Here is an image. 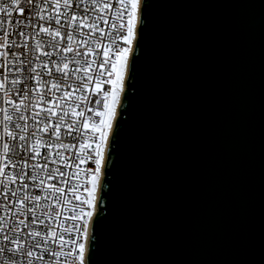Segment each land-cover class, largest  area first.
I'll return each mask as SVG.
<instances>
[{
	"label": "water",
	"instance_id": "95a60500",
	"mask_svg": "<svg viewBox=\"0 0 264 264\" xmlns=\"http://www.w3.org/2000/svg\"><path fill=\"white\" fill-rule=\"evenodd\" d=\"M147 4L141 91L95 258L264 264V0Z\"/></svg>",
	"mask_w": 264,
	"mask_h": 264
},
{
	"label": "snow or ice",
	"instance_id": "6c2138e0",
	"mask_svg": "<svg viewBox=\"0 0 264 264\" xmlns=\"http://www.w3.org/2000/svg\"><path fill=\"white\" fill-rule=\"evenodd\" d=\"M81 4L84 6L82 13L72 11ZM147 8V0H78V3L74 0H43V3L41 0H0V31L3 32L0 59L4 61L0 68H8L10 34L4 25L12 23L14 13L24 18L14 28L23 42L13 41L12 44L31 53L35 59H40L36 53L49 58L48 62L39 65L45 70L43 73L36 71L32 60H28L27 66L20 62L16 68L19 75L11 81L13 87L23 85V88H16V97L12 96V89L6 87L7 76L0 79L4 103L12 105V113L8 108L0 107V113H3L0 120L3 125L0 187L5 190V195L11 192L16 206L15 213L11 212L10 206H4L11 221L6 232L4 217L0 216V264H52L45 260L46 255L71 257L70 264H98L95 257L100 254L103 233L112 222L111 197L119 183V146L141 91L139 64L149 29ZM89 12L95 15H89ZM101 21L111 30L106 33L105 28L99 26ZM25 28L31 32L25 33ZM44 36L49 38L47 42L43 40ZM30 40L34 41L32 45ZM81 46L86 50L82 51ZM48 48L53 51H47ZM10 54L16 57L15 52ZM54 56L56 58L52 59ZM89 56L96 59L89 60ZM73 64L77 65L75 69L70 67ZM92 64L97 65L96 71L92 70ZM26 69L28 78L22 79ZM56 73L60 74L58 78ZM44 76L53 79L45 80ZM60 91H63L62 96L57 95ZM46 93H51V97ZM40 104L50 107L35 111ZM30 108L33 110L31 117L27 115ZM124 113L127 116L122 118ZM13 115L22 123L14 122ZM52 117L56 118L54 122ZM30 120L34 121L31 126ZM13 124L14 128H10ZM65 138L69 142H64ZM17 148L25 156L17 161L20 171L9 175L3 161L7 159L15 169L17 162H13L12 157L19 155ZM41 148L63 149V153L57 151L55 155L61 157L71 175L61 168L49 169L48 163L31 165L44 173L43 178H39L36 171H26L28 158L41 155ZM28 180L45 195L29 193ZM17 182L22 187L11 190L9 185ZM18 192L23 195L18 196ZM62 196L65 199H61ZM49 197L60 205V209L51 202L43 203ZM71 197L76 203L68 210L70 217L61 222L59 217L64 205L72 203ZM106 199L110 205L108 214L102 208ZM38 209L43 219L37 216ZM17 216L23 219H16ZM68 219L75 235L65 239L64 234L69 232ZM46 220L48 224H45ZM37 222L44 225L43 233L33 227ZM56 227L62 231L58 233ZM50 244L56 247H49ZM66 244H70L71 249L65 252Z\"/></svg>",
	"mask_w": 264,
	"mask_h": 264
},
{
	"label": "built area",
	"instance_id": "2783aa9c",
	"mask_svg": "<svg viewBox=\"0 0 264 264\" xmlns=\"http://www.w3.org/2000/svg\"><path fill=\"white\" fill-rule=\"evenodd\" d=\"M41 2L43 3V0H41ZM74 3H78V0H74ZM83 7H84L83 4H81L79 8H75L74 7L72 9V11H76L78 13H82ZM53 11H54V9H53ZM25 15H28V13H25ZM44 15L47 16L48 12L45 11ZM89 15L94 16L95 13L89 12ZM23 19L24 18L21 17L18 13H14L13 17L11 18L12 23L9 24V23L6 22L5 25H4V28L10 34V37H9V40H8V43H9L10 47L7 50L9 52V55H8V58H7L8 68L7 69L0 68V79H3L5 76H7L6 87L9 88V89H12V96L13 97H16V88H23V85H17L15 87H13V85L11 83L12 79L15 78L17 75H19L16 72V68L18 66H20V62L23 61L24 65L27 66L28 60H32L33 61L32 66L36 67V71L43 73L45 70L42 69L41 67H39V65L41 64V62H48L49 61V58L43 56L41 53H36V55L39 56L40 59H35L31 53H25V50L23 48H16L12 44L13 41H15L16 43H22L23 42L22 39L17 34L18 30L14 31V28H16L17 22L20 21V20H23ZM63 20H64V18L61 17V22L62 23H63ZM77 23H79V21H77ZM53 26H55V21H53ZM99 26L100 27H104L106 33L111 30L108 26L104 25L102 21L99 22ZM81 30L84 31V32L88 31L87 29H81ZM24 31H25V33H28V32H31V29L25 28ZM97 35H98V33H97ZM0 36H3V32L2 31H0ZM37 38L39 39V37H37ZM48 39L49 38L47 36L43 37V40L45 42H47ZM33 43H34V41H31V40L29 41L30 45H32ZM91 46L95 47V45H91ZM81 50L83 51V50H86V49H84L83 46H81ZM0 51H2V50H0ZM47 51H53V49L48 48ZM12 52L16 53V57H13L10 54ZM22 53H24V54H22ZM55 58H56L55 56L52 57V59H55ZM88 59L89 60H95L96 57L95 56H89ZM3 62L4 61L2 59H0V63H3ZM70 67L75 69L77 67V65L73 64ZM91 67H92L93 71L97 70V65L96 64H92ZM52 71L55 73V67L54 66L52 67ZM28 75L29 74H28L27 69H26L24 74H23V76L21 78L22 79H27ZM59 75H60L59 73H56V77L57 78L59 77ZM44 79L45 80H51V79H53V77L44 76ZM30 83H34V82H30ZM46 95L51 97V93H46ZM57 95L62 96L63 95V91H60L59 93H57ZM16 99H17V102H18V97ZM0 107L8 108L9 112L12 113V105L4 103V93H3V91H0ZM45 107H50V105L40 104V105L37 106L35 111H39L41 108H45ZM65 107H67V105H65ZM32 111L33 110L30 108L29 111L27 112V115L29 117H31ZM2 119H3V113H0V120H2ZM55 119H56L55 117H52L53 122L55 121ZM13 121L17 122V123H22L20 121H17L15 115H13ZM33 123H34V121H31V120L29 121V125L30 126ZM10 128H14V124L10 125ZM2 131H3V125L0 124V133H2ZM16 131H19V130L17 129ZM17 141H18V137H17ZM64 142H69L68 138H65ZM0 146H2V142H0ZM40 151H41V155L36 156L35 159H32L30 157L28 158L29 168L26 169V171H28L29 173H32L33 171H36V172L39 173V178H43L44 173L40 172L39 169H33L31 167V165L48 163L49 169H51V168H61V169H63L65 171V173L67 175H69V176L71 175V172L69 171L68 168L65 167L64 161L61 159V157L55 155V153L57 151H60L61 153H63V151H64L63 149L57 150L56 148H52L51 150H49L47 148H41ZM17 152H18L19 155L12 157L13 162H17L20 157H24L25 156V153H23L19 148H17ZM69 155H71V154L69 153ZM45 157H48V159H45ZM68 163L71 164V160H69ZM3 164L7 165L6 172L9 175H11L13 172H19L20 171V164L18 162L16 163V168L15 169L11 166V164L8 163L7 159H5L3 161ZM72 171H75V169H72ZM58 179H59V173H57V182H58ZM73 179H74V177H73ZM5 182H7V181L5 180ZM27 183L29 184V188L27 189V191L29 193L45 195L44 193H39V190L35 187V184L31 180H28ZM37 183H38V180H37ZM18 187H22V185H19L18 182L9 185V188L11 190H16ZM4 192H5V190L2 187H0V216L4 217V230L6 232L7 228H8V225L11 223V221L9 220V216L7 214L8 213V209L5 208L4 206L5 205L10 206V210H11L12 213L16 212V206H15V200L11 197V192L8 191L6 193V195L3 194ZM19 195H23V193L22 192H18V196ZM69 196H70V194H69ZM61 199H65V197L62 196ZM71 199H72V203H68V204L64 205V210H62L63 214L59 217L61 222H64L66 217H70V211H68V210L72 209L73 204L76 203L74 197H71ZM49 202L53 203V205L57 209H60V205L56 204L55 201H52L51 197H49L48 200L43 201L44 204H47ZM40 211L41 210L38 209L36 214H37V216L40 219H43V217L40 215ZM15 218L16 219H23V217H19V216L15 217ZM45 224H48L47 220L45 221ZM71 224H72L71 220L68 219L67 223H66V226L69 228V232L64 234L65 235V239L72 238L75 235V233L71 231ZM53 226H55V225H53ZM33 227L36 228L37 230H40L42 233L46 230L44 225H40L39 222H37L36 225H33ZM19 230L20 229H18V231ZM56 231L59 233V232L62 231V229H60L59 227H56ZM0 237H2V234H0ZM49 247L55 248L56 246L54 244H50ZM70 249H71V245L70 244L64 245V251L65 252L69 251ZM71 259H72L71 257H68L66 259L63 255H61L60 257H52V256H47V255L45 256V260L46 261H51L52 264H55V261H57V260L59 261V264H70Z\"/></svg>",
	"mask_w": 264,
	"mask_h": 264
}]
</instances>
